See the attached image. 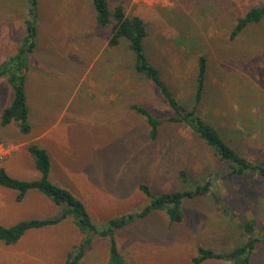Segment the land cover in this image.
Instances as JSON below:
<instances>
[{"label":"rangeland","instance_id":"374dc122","mask_svg":"<svg viewBox=\"0 0 264 264\" xmlns=\"http://www.w3.org/2000/svg\"><path fill=\"white\" fill-rule=\"evenodd\" d=\"M111 8L147 23L145 48L174 94L193 105L198 58L208 57L206 103L200 112L253 162H264V19L231 37L237 19L264 0H109ZM28 0H0V64L15 54L26 33ZM111 27L97 24L89 0H40L38 47L31 60L27 92L33 129L0 124V167L13 176L35 179L29 145L45 147L53 162L51 179L70 189L93 220L141 211L150 198L147 183L161 194L209 178L208 195L183 201L184 219L172 223L155 211L118 230L122 255L130 264H196L199 247L229 251L248 238L242 225L258 221L261 239L251 256L264 264V178L235 177L187 126L167 119L172 110L154 85L132 69L126 42L109 47ZM13 99L0 78V115ZM140 103L164 119L152 140ZM220 174V175H219ZM0 186V224L45 218L60 211L44 194L31 190L22 201ZM84 234L72 217L28 231L16 244L0 242V264H63ZM109 240L98 237L80 264H109ZM200 264H232L206 260Z\"/></svg>","mask_w":264,"mask_h":264},{"label":"trees","instance_id":"16d2710c","mask_svg":"<svg viewBox=\"0 0 264 264\" xmlns=\"http://www.w3.org/2000/svg\"><path fill=\"white\" fill-rule=\"evenodd\" d=\"M101 28L111 27L108 44L118 49L126 42L132 55V69L142 78L150 81L160 95L168 103L172 114L165 120L187 126L195 135L203 140L219 159L228 167V174L235 177L257 176L264 178V162H253L235 148L225 137L214 121L204 116L200 109L206 103L208 90L209 61L201 55L198 58L197 76L193 105L188 106L174 94L171 86L163 77L161 69L148 57L145 41L148 37L147 23L140 15H129L124 4L111 8L109 0H89ZM264 19V1L237 19L231 37L239 36L249 25ZM40 20V0H28L26 33L15 54L0 64V78L5 77L12 88L13 99L0 115V124L4 127L17 125L23 134L31 133L33 125L30 121V105L27 92L31 60L38 47ZM131 108L140 114L148 127V135L152 140L160 136L164 119L158 117L151 109L140 103H133ZM29 152L34 159L40 176L35 179H21L11 175L4 166L0 167V186L17 191V201H22L31 190H36L48 197L60 211L45 218H30L18 221L13 225L0 224V242L7 245L16 244L30 230L58 225L72 217L84 234L82 241L73 246L67 253L63 264H80L98 237L109 240V264H130L122 255L117 231L134 224L155 211H165L172 223L184 219L183 201L208 195L213 186L212 180L206 178L202 182L191 185L186 170L180 171L186 188L182 190L155 193L147 183H140V189L150 198V203L141 211L129 212L109 219L104 225H98L85 202L70 189L51 179L53 162L49 151L38 143L29 145ZM220 175V174H219ZM256 219L246 220L242 228L248 238L229 251L218 252L211 247H199L194 263L206 260H228L232 264H252L251 256L261 239L256 236Z\"/></svg>","mask_w":264,"mask_h":264}]
</instances>
